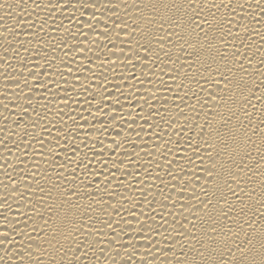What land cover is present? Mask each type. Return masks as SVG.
Here are the masks:
<instances>
[{"label": "bare ground", "instance_id": "obj_1", "mask_svg": "<svg viewBox=\"0 0 264 264\" xmlns=\"http://www.w3.org/2000/svg\"><path fill=\"white\" fill-rule=\"evenodd\" d=\"M134 2L139 3V0H7L9 6L0 8V33L7 38L0 40V57H4V62L0 61V232L8 233V241L0 244V258H3L0 264H21L22 260L23 264H28L30 257L25 248L31 245V250L37 251L36 245L46 246L41 240L43 222L35 215L33 205L42 212L44 208L26 185L35 174V179L47 189L50 181L41 180L40 176L47 171V175L55 179L60 169L54 161H46L35 151L39 146L25 132L36 133L55 143L58 129L63 147V150L57 149L61 164L68 163L66 152L72 161L69 170L75 167L76 161L87 157L85 163L89 164V170L86 172L81 166L78 174L81 183L93 181L91 191L95 192V197L84 188L79 200L82 208L87 210L92 203L95 211L90 214L94 220L114 222V233L104 227L107 251L102 253L99 247H94L81 264H161L163 260L171 264L174 252H179L178 246L171 247L173 238L180 240L172 225L183 210L171 207L165 195L171 192L175 201L172 185L181 184L194 172L199 173V168L207 161L202 163L192 154L186 141L176 143L178 130L164 123L170 117L176 118L173 94L158 83L157 96H168L169 102L161 109L163 101H153L155 107L151 111H164L163 120L159 115L148 117L150 110L144 100L151 97V92L146 90L152 85L131 78L140 76L143 65L134 57L131 63L126 59L130 55L128 45L122 43L126 36L113 27L114 24L123 27L125 22L132 26L134 18L140 15L132 7ZM4 3L5 0H0V4ZM140 7L146 13L143 4ZM255 14L259 18L258 9ZM135 22L143 29L142 20ZM246 22H251V17ZM255 26L264 32V23ZM255 39L258 44L259 37ZM7 40L12 41L10 49ZM122 47L123 56L120 55ZM5 49H9L7 53ZM34 64L39 68H34ZM38 70L45 73L39 79L47 88L38 85L30 92L24 87V80L34 83L35 77H29L28 71ZM14 80L19 84L11 83ZM37 114L45 117L41 123L51 135L42 132L40 126L33 127ZM61 119L66 122V128L60 123ZM156 124L159 127H153ZM169 140L171 143L165 147ZM253 140L259 146L260 137ZM47 147L45 145L46 154ZM253 155H256L254 150ZM173 159L179 168H169L167 162ZM103 161L108 162L106 168ZM100 171L112 181L107 191L96 190L94 181L103 182L104 175L96 177L92 173ZM169 172L177 178L172 179ZM260 179L254 177L257 195L264 191L259 188ZM12 181H15V193ZM32 188H36L35 183ZM108 192L113 195L109 197ZM39 195L37 192L36 197ZM53 200L59 203L55 193ZM99 200L107 201L104 211H101L103 204L95 203ZM165 204L169 206L164 207ZM45 218H48L47 213ZM94 227L101 225L97 221ZM109 237L113 241L111 245H107ZM93 238L99 237L94 233ZM44 259L47 261L48 257ZM60 259L59 254L54 255L53 264H59Z\"/></svg>", "mask_w": 264, "mask_h": 264}, {"label": "snow or ice", "instance_id": "obj_2", "mask_svg": "<svg viewBox=\"0 0 264 264\" xmlns=\"http://www.w3.org/2000/svg\"><path fill=\"white\" fill-rule=\"evenodd\" d=\"M8 6L7 0L0 4V8ZM132 7L140 13L132 26L125 22L123 27L119 24L113 27L126 36L122 41L128 45L130 55L126 59L131 63L134 57L143 65L140 76L131 78L152 85L146 90L151 92V97L144 100L150 110L148 117L159 115L164 119V111H151L155 107L154 100L163 101L161 109L169 102L168 96H157L158 83L167 93L173 94L172 108L176 118L170 117L164 123L178 130L176 143L186 141L192 154L202 163L207 161L199 168V173H193L195 182L190 176L181 184L172 185L177 197L175 201L171 192L165 195L171 207L183 210L172 225L180 240L173 238L171 247L178 246L179 252H174L171 264H264V191L257 195L254 186V177L259 176V188L264 189V68L261 67L264 65V32L255 26L264 23V0H139ZM257 9L259 18L255 14ZM248 17L251 22H246ZM136 20L143 21V29ZM255 37H259L258 44ZM0 38L7 39L3 33ZM7 43L10 49L12 41L7 40ZM124 54L122 47L120 55ZM257 55L259 59H256ZM0 61L4 62V57H0ZM33 67L39 68L35 64ZM43 74L42 70L28 71V76L35 77V82L30 84L25 79L24 87L30 92L38 85L47 88L39 79ZM11 83L18 85L19 81ZM24 115H27L26 111ZM44 118L37 114L33 127L40 126L42 132H48L41 123ZM144 122L147 123L148 119L145 118ZM60 123L67 127L63 119ZM60 134L58 129L55 143H52L41 135L25 132L39 146L35 151L46 161H54L60 169L55 179L48 176L47 171L40 176L41 180L47 178L50 181L47 189L35 179V174L26 185L44 208L42 212L33 205L35 215L43 222L44 237L41 240L46 244L36 245L37 251H32L31 245L25 248L30 257L28 264H53L52 257L56 254L61 256L59 264H65V259L67 264H81L94 247H99L102 253L107 251L103 239L105 226L115 232L112 220L93 219L90 214L95 211L92 203L88 204L87 210L79 203L84 188L95 197V192L91 191L93 181L81 183L78 174L81 166L87 172L89 164L85 163V157L69 170L72 161L67 152L65 159L68 163L59 162L57 149L63 150ZM256 136L260 137L259 146L253 140ZM168 143L171 141L165 142V147ZM45 145H48L47 154ZM168 154H172L171 149ZM186 158L192 163L190 157ZM103 163L106 168L108 162ZM167 163L169 168L180 167L175 159ZM167 174L172 179L177 178L171 172ZM92 175H104L103 182L98 179L94 182L97 191H107L112 183L108 176L103 171ZM32 183L36 184L35 189ZM12 184L15 193V181ZM37 192L40 193L38 197ZM54 193L59 196V203L53 200ZM108 195L111 197L113 192ZM95 203L105 206L101 211L106 209L107 201ZM97 221L101 225L99 228L94 227ZM94 233L99 238H93ZM28 239L34 243L31 236ZM7 241L8 233L0 232V244ZM112 243L109 237L107 245ZM116 254L119 255V251ZM161 264L170 262L163 260Z\"/></svg>", "mask_w": 264, "mask_h": 264}]
</instances>
